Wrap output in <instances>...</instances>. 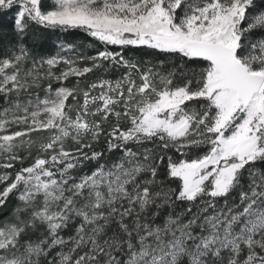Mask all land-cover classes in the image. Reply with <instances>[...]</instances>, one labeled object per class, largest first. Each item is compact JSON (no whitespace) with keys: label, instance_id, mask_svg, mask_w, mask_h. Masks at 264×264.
I'll return each instance as SVG.
<instances>
[{"label":"snow or ice","instance_id":"6c2138e0","mask_svg":"<svg viewBox=\"0 0 264 264\" xmlns=\"http://www.w3.org/2000/svg\"><path fill=\"white\" fill-rule=\"evenodd\" d=\"M4 24L0 264H264V0H0ZM72 30L103 47L42 52Z\"/></svg>","mask_w":264,"mask_h":264},{"label":"trees","instance_id":"16d2710c","mask_svg":"<svg viewBox=\"0 0 264 264\" xmlns=\"http://www.w3.org/2000/svg\"><path fill=\"white\" fill-rule=\"evenodd\" d=\"M7 20L10 21L11 17H8ZM57 37L59 38L60 42L66 45L67 44L75 45L77 48H80L81 51L87 54L90 52H91L90 54H92V52H94L95 50H98L103 47L98 41H95L92 37L86 35L84 32L79 30H72L66 33L49 34L47 39L44 41V47L42 49V52L45 55H53L55 53V50L57 49L56 46ZM12 38L13 35L11 33V29L7 26V24L0 25V45H6L8 41ZM88 45L89 47L86 48V46ZM132 51L140 53L144 55L146 59H149V57L145 53H143L142 50L136 49ZM169 63H171V61H169Z\"/></svg>","mask_w":264,"mask_h":264},{"label":"rangeland","instance_id":"374dc122","mask_svg":"<svg viewBox=\"0 0 264 264\" xmlns=\"http://www.w3.org/2000/svg\"><path fill=\"white\" fill-rule=\"evenodd\" d=\"M80 31V30H79ZM90 45V44H89ZM89 45L88 46H86V48L87 47H89ZM79 50H81L80 48H78ZM90 49V48H89ZM59 51V48L57 47V49L55 50V53L54 54H56L57 52ZM97 50H95L94 52H92V54H94L95 52H96ZM91 53V52H90ZM90 53H88L89 55H91ZM53 54V55H54ZM122 71V70H121ZM118 73L117 72H115L114 70H109V72L107 73V75L108 76H115V75H117ZM91 75V74H90Z\"/></svg>","mask_w":264,"mask_h":264}]
</instances>
